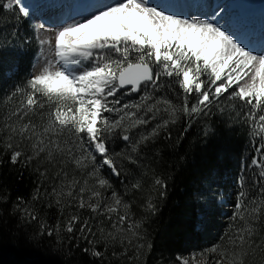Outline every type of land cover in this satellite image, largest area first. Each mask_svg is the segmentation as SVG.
<instances>
[{
    "label": "snow or ice",
    "instance_id": "1",
    "mask_svg": "<svg viewBox=\"0 0 264 264\" xmlns=\"http://www.w3.org/2000/svg\"><path fill=\"white\" fill-rule=\"evenodd\" d=\"M28 16L22 0H0V67L14 39L38 46L28 75L0 89V166L28 172L34 185L9 209L0 194V227L7 212L17 227L35 226L28 239L51 238L67 256L78 249L87 264H147L171 177L145 161H155L163 141L179 146L193 123L204 121L203 135H214L207 119L215 109L225 129L242 122L260 141L252 173L241 169L219 239L171 264H264V54L211 19L151 0H109L51 36L40 25L20 37Z\"/></svg>",
    "mask_w": 264,
    "mask_h": 264
},
{
    "label": "trees",
    "instance_id": "2",
    "mask_svg": "<svg viewBox=\"0 0 264 264\" xmlns=\"http://www.w3.org/2000/svg\"><path fill=\"white\" fill-rule=\"evenodd\" d=\"M5 18L0 17V24ZM23 31L19 36H31L30 21L22 17ZM14 49L6 53L0 67V89H6L15 81L28 75L32 65L35 40L22 44L19 39L13 41ZM14 68L19 72L11 75ZM177 90L178 85H177ZM3 92L0 91V97ZM169 96L175 99L174 94ZM136 94L132 96L134 99ZM126 99L125 97H121ZM223 100V97H222ZM193 102L190 97V103ZM211 126L215 122L216 133L205 137L202 129L204 121L193 123L184 135L180 145L175 149L165 147L168 141H163L159 147L160 155L155 161L149 159L145 163L154 168L158 174L171 177L168 180V196L160 208L152 231L154 244L152 252L147 257V264H168L177 254H187L200 244L222 234L229 224L227 217H218L206 212L202 205L201 195L206 184L214 179H223L227 184H235L241 169L249 176L252 169L248 168L251 158L255 155L254 145L260 141L251 136V130L242 122H235L229 128L219 123L215 109L212 117L207 119ZM183 121L172 127L173 137L180 134ZM120 144L112 147L119 150ZM184 159L181 160L180 157ZM258 171V170H257ZM28 172L13 167L7 162L0 166V194L7 193L9 204L17 196L29 198L34 185ZM124 180L123 177L120 178ZM131 179V178H129ZM114 184L120 191L124 185L113 178ZM127 183V181H125ZM233 205V203H231ZM205 214L201 228H197L199 214ZM17 221L9 217L7 212L3 216V226L0 227V264H87L88 257L78 249L75 255L67 256L66 248L56 249L51 238L28 239V234L35 230V226L17 227ZM83 246V245H82Z\"/></svg>",
    "mask_w": 264,
    "mask_h": 264
},
{
    "label": "rangeland",
    "instance_id": "3",
    "mask_svg": "<svg viewBox=\"0 0 264 264\" xmlns=\"http://www.w3.org/2000/svg\"><path fill=\"white\" fill-rule=\"evenodd\" d=\"M99 1L103 2L104 0H95V3ZM216 1L217 0H209L208 2L207 0L206 2H208V4L204 7L198 6L197 8L194 7L193 9H191V7L179 8L176 12L183 14L185 18L191 16V14L201 12L207 15L211 20L216 22L217 26H220L222 29L227 30L231 34H233L244 46L248 47L249 49V42L253 40L258 44L262 43V45L258 47L259 49L256 48L250 50H252L256 55L264 54V27L259 29V23H251L250 21L252 20L248 18V15L246 16L243 13L242 9H238L239 6L237 8L238 11L235 10V14H232V16L235 18V21L238 23H236L235 25L233 24L232 26L227 25L223 17V13L219 11L221 9L224 10L226 5L228 6V4L231 5L238 3L239 0H226L224 3H222L221 6H219L220 3L217 4ZM167 2L168 0H151L152 4L160 8L163 5H167ZM22 3L24 6H26L29 12V16L27 18L30 19L33 33L40 27V25H43L44 29L42 30V34L44 36L52 35L51 31H49L50 29L59 27L64 23L71 22L72 18L80 19L79 16H86L90 12L96 10V8L91 9L90 7H88L86 5V0H22ZM262 14L264 15V12ZM240 18L242 19L240 20ZM263 19L264 16L261 17V21ZM235 21H233L232 23H234ZM23 29L24 24L21 23L19 26V31H23ZM248 37H252L253 39L250 41L248 39L246 40V38ZM34 47L36 48L35 50L37 53L38 46L35 45ZM18 72L19 70L15 68L14 73L17 74ZM105 175H107V170H105ZM235 192V184H227L223 179H214L212 183L206 184L202 192L201 200L205 211L210 212L211 215L223 217V219L227 217L228 220L231 212L233 211V206H231L230 203L234 202ZM205 217L206 216L204 213L199 214L200 222L198 223L197 228H201L204 223ZM219 237L220 234H217V237L215 239L201 243L199 248L193 249L191 252L198 251L202 248L210 246L211 244L215 243L219 239ZM189 253L185 255H188ZM168 264L171 263L169 262Z\"/></svg>",
    "mask_w": 264,
    "mask_h": 264
},
{
    "label": "bare ground",
    "instance_id": "4",
    "mask_svg": "<svg viewBox=\"0 0 264 264\" xmlns=\"http://www.w3.org/2000/svg\"><path fill=\"white\" fill-rule=\"evenodd\" d=\"M180 0H168L167 2V5H163L161 6L162 9H164L165 11H171V12H176L178 10V7H172V6H175L174 3H177L179 2ZM202 1L203 2H206L207 0H195V4H197L198 2L200 3ZM219 0H217L216 2H218ZM262 1V0H250V3L245 5L244 4V0H239L238 3H235V4H228V6H231L234 11L237 10L238 6L239 8L238 9H242L243 10V13L247 16V14L244 12V7H247V6H250L254 8V12H253V16H248L249 19H251L252 21H250L251 23H254V22H259V29L260 28H263L264 27V19L261 21V17H263L264 15L262 13H260L259 10L255 11L256 10V7H257V4ZM109 0H104L103 2H97L95 3V0H87V6L90 7L91 9H94V8H97L99 6H103V4L105 3H108ZM227 7V5H226ZM225 7V8H226ZM89 10V9H88ZM222 11L224 10H220L219 12L222 13ZM234 11H232L231 13L229 14H226L225 16H229V15H232L234 13ZM235 14V13H234ZM191 16L193 17H198L200 19H210L207 15L201 13V12H198L196 14H191ZM239 18V17H238ZM237 19V18H236ZM242 18H240L241 20ZM235 21V18L234 20L232 19V22ZM238 21V20H237ZM243 22V20H242ZM236 23L238 22H234L233 24L235 25ZM248 23V21H247ZM255 41L251 42V43H254Z\"/></svg>",
    "mask_w": 264,
    "mask_h": 264
}]
</instances>
